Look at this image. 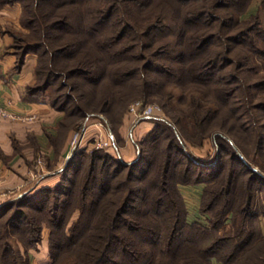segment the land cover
I'll return each mask as SVG.
<instances>
[{
  "label": "trees",
  "instance_id": "obj_1",
  "mask_svg": "<svg viewBox=\"0 0 264 264\" xmlns=\"http://www.w3.org/2000/svg\"><path fill=\"white\" fill-rule=\"evenodd\" d=\"M15 1L27 29L14 34L15 67L37 55L26 91L49 90L53 107L63 97L60 134L88 112L86 91L105 85L110 112L156 100L174 127L159 119L134 162L95 151L66 185L1 213L0 264H29L16 241L31 246L44 228L48 264H264V0L255 12L246 0H0V8ZM208 138L219 155L193 160L187 147ZM194 166L212 170L209 227L188 221L178 189L200 181Z\"/></svg>",
  "mask_w": 264,
  "mask_h": 264
},
{
  "label": "rangeland",
  "instance_id": "obj_2",
  "mask_svg": "<svg viewBox=\"0 0 264 264\" xmlns=\"http://www.w3.org/2000/svg\"><path fill=\"white\" fill-rule=\"evenodd\" d=\"M250 1V12L256 11V6L259 4L260 0H246ZM244 6L246 4L244 3ZM243 7V4H242ZM21 15V5L19 2L15 1L13 3L5 4L0 8V34H6L11 37V42L9 43V48L15 54L12 44L14 43V34L23 35L27 32V29L20 21ZM35 57L37 55L34 52H29ZM16 61L18 59L15 54ZM33 70L31 81L27 85H32L33 81ZM59 83V81L57 82ZM24 87L23 96L28 100L34 102H46L48 108L52 112L58 115V120L62 117L63 112L58 110L57 107L61 104L62 98H58L55 101V106H52V102L49 90L37 91L33 95L27 94L26 87ZM101 93L91 94L85 91V98L88 100L86 104L87 113L83 117L75 118V125L68 128L64 133L60 134L58 131L57 123L55 125L56 132L54 136L50 137L49 145L41 146L38 143H33L34 151L36 152L30 166L34 172L35 177H24L25 184L20 189L7 188L3 185L4 177L0 173V214L9 213L17 206V202L24 198H28L37 194L40 190L45 188H52L59 184L66 185L68 179L73 177L74 168L82 161V166L80 169L86 167L90 156L93 152L99 151L101 153H107L115 157L118 161L124 163H132L137 160L140 156L141 145L140 141L146 135V133L153 127L155 121L166 120L170 124L172 121L167 117L164 109L160 103L156 100L144 101L142 99H132L128 102L126 110L123 113L119 112L118 105L114 107L113 110H108V86H103ZM34 88V87H32ZM62 91H65L64 89ZM84 101L81 103L84 106ZM132 104H156L160 108L159 113H155L149 117H142L140 115L134 114L130 111ZM58 105V106H57ZM9 112V111H8ZM4 120H11V115L0 116ZM0 118V119H1ZM31 120L30 118L26 121ZM57 120V121H58ZM23 121V119H21ZM35 123V120L32 119ZM146 122V123H145ZM24 122H22L23 124ZM148 125V130L143 129L142 126ZM173 127L174 125L171 124ZM150 127V128H149ZM76 134V141L73 143V137ZM111 134L113 139L110 144H104L99 146V143H105L108 141V136ZM58 140V141H56ZM132 144V154L129 159H127L124 147L126 142ZM211 138L203 141L201 145L198 146H188V154L193 160L204 161L206 163H211L216 156L219 155V151L213 143ZM18 149H23L26 145L23 142H18L13 140L12 142ZM49 147V148H47ZM71 164V166H69ZM73 164V167H72ZM69 166V167H68ZM254 171H259L257 165H250ZM197 172H201L203 175L200 177V181H193L188 184H178V189L184 200L185 208L187 209V219L191 222H198L203 226L209 227L210 222V212L206 210V206H210L215 203L212 200V195L209 193L204 195V189L211 187L213 182H210L213 177L209 175L212 170L208 168H201L194 166ZM81 170L78 172L80 173ZM76 177V175H75ZM214 186V185H213ZM260 195V194H259ZM15 203L13 206H10ZM216 204V203H215ZM4 207V208H2ZM214 208V206H213ZM215 209V208H214ZM230 216V215H229ZM260 230L264 234V216L259 217ZM220 233L221 230H220ZM48 230L46 228L42 231V236L40 241L36 242L31 246L26 248L16 241V245L20 248L21 253L28 259L29 264H48L50 262L49 258V241H48ZM211 264H221L212 258Z\"/></svg>",
  "mask_w": 264,
  "mask_h": 264
},
{
  "label": "crops",
  "instance_id": "obj_3",
  "mask_svg": "<svg viewBox=\"0 0 264 264\" xmlns=\"http://www.w3.org/2000/svg\"><path fill=\"white\" fill-rule=\"evenodd\" d=\"M10 42L11 37L6 32L0 34V108L9 111L12 118L4 120L0 117V173L5 187L20 189L25 184L24 177H35L30 167L36 153L32 141L40 146L49 145L50 136L56 132L58 115L48 108L46 102L24 98V87L31 81L35 57L27 53L21 67L16 69L15 54L8 46ZM28 118L31 120L26 121ZM145 123L140 126L148 130ZM13 140L26 146L18 149ZM131 147L127 141L124 147L127 159L133 156Z\"/></svg>",
  "mask_w": 264,
  "mask_h": 264
},
{
  "label": "built area",
  "instance_id": "obj_4",
  "mask_svg": "<svg viewBox=\"0 0 264 264\" xmlns=\"http://www.w3.org/2000/svg\"><path fill=\"white\" fill-rule=\"evenodd\" d=\"M130 111L142 117L143 116L149 117L155 113H159L160 108L156 104H145V105L132 104L130 107ZM8 114L10 115V113L6 109L0 108V116L4 117ZM112 139L113 136L109 134L108 141H105V143H99V146H103L104 144H110ZM75 141H76V134L74 135L72 142L74 143Z\"/></svg>",
  "mask_w": 264,
  "mask_h": 264
}]
</instances>
